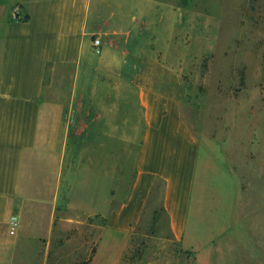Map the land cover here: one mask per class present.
<instances>
[{
  "label": "crops",
  "instance_id": "crops-1",
  "mask_svg": "<svg viewBox=\"0 0 264 264\" xmlns=\"http://www.w3.org/2000/svg\"><path fill=\"white\" fill-rule=\"evenodd\" d=\"M1 1L0 264H20V256L96 264L107 254V264H121L158 181L174 240L191 248L213 238L205 224L216 220L207 216L220 224L230 216L231 239L243 238L245 221L247 247L264 264L263 207L243 218L235 183L205 211L214 196L196 183L198 142L183 113L189 86L164 57L173 3Z\"/></svg>",
  "mask_w": 264,
  "mask_h": 264
},
{
  "label": "rangeland",
  "instance_id": "rangeland-1",
  "mask_svg": "<svg viewBox=\"0 0 264 264\" xmlns=\"http://www.w3.org/2000/svg\"><path fill=\"white\" fill-rule=\"evenodd\" d=\"M166 1L175 7V26L164 57L189 86L183 113L198 142L196 183L206 185L214 196L204 203L205 211L217 206L219 195L229 194L236 183L239 208L243 213L246 208L259 213V207L264 209V0ZM2 2L0 16L7 12ZM110 6L101 9L102 16ZM131 163L127 160L128 167ZM156 186L128 238L121 264H201L206 258L208 264L256 263L257 249L247 247L245 221L243 238L231 239L230 216L222 224L216 215L207 216L216 220L205 224L207 234L216 229L212 239L191 248L174 240L160 210L162 183ZM89 222L83 227L88 228ZM262 225H257L260 231ZM218 226L223 228L220 233ZM96 230L92 228L93 234ZM110 257L103 255L96 264H107ZM19 259L20 264H37V256Z\"/></svg>",
  "mask_w": 264,
  "mask_h": 264
},
{
  "label": "built area",
  "instance_id": "built-area-1",
  "mask_svg": "<svg viewBox=\"0 0 264 264\" xmlns=\"http://www.w3.org/2000/svg\"><path fill=\"white\" fill-rule=\"evenodd\" d=\"M92 49L93 52L97 55H99L101 53V44H100V40L98 38H94L92 41ZM10 227H9V232L10 234H14L15 230H16V218H10V223H9Z\"/></svg>",
  "mask_w": 264,
  "mask_h": 264
},
{
  "label": "trees",
  "instance_id": "trees-1",
  "mask_svg": "<svg viewBox=\"0 0 264 264\" xmlns=\"http://www.w3.org/2000/svg\"><path fill=\"white\" fill-rule=\"evenodd\" d=\"M27 19H28V15H25L24 20H27ZM156 189H157V186L155 185V189H154V190H156ZM160 210H161V212L165 215V217H166V221H167V216H166V214L164 213L163 206H161ZM167 227H168V222H167ZM168 231H169V229H168ZM169 233H170V232H169Z\"/></svg>",
  "mask_w": 264,
  "mask_h": 264
}]
</instances>
